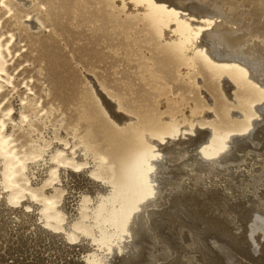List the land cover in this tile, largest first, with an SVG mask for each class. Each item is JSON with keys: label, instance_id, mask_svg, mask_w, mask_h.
Returning a JSON list of instances; mask_svg holds the SVG:
<instances>
[{"label": "bare ground", "instance_id": "bare-ground-1", "mask_svg": "<svg viewBox=\"0 0 264 264\" xmlns=\"http://www.w3.org/2000/svg\"><path fill=\"white\" fill-rule=\"evenodd\" d=\"M32 1L23 0L26 4ZM3 2L0 0L1 5ZM97 3L109 7L115 16L131 17L127 25L118 26L127 38L134 32L147 34L150 40L146 42L152 41V46L169 60L172 77L158 70L154 58L145 53L139 61L141 77L151 87L157 106L128 108L124 94L113 91L105 81L97 78L95 83L93 76H88L87 99L97 114L102 138L93 125L86 133H79L78 125L72 126L71 133L65 136L64 119L52 123L55 110L52 106L41 114L37 112L39 106L31 94L26 104L30 110H23L22 101L18 115L12 117L23 124L27 150H17L11 137L12 126L7 128L6 121L0 120V257L4 258L7 253L3 250L12 246L9 242L17 241L26 247L41 241L45 247L42 252L54 251L60 254H56L58 259L59 256L65 259L68 246L79 242L78 250L83 254L79 259H84L83 264H112L116 255L143 242L149 249L148 257H144L147 253L143 257L152 263L177 252L189 263L194 262L191 261L194 255L185 253V246L200 245L203 254L198 260L202 264H263L264 259L255 254L262 251L264 244V189L260 191L264 187V150H256L258 154L248 165L246 161L255 147L247 140L252 145L258 142L253 132L264 121V0H97ZM36 14L28 19L32 18V27L38 28L42 22ZM1 40L0 89L5 80H11L6 75ZM4 48L7 49V44ZM204 76L214 84L213 94L219 98L222 94L227 100L220 98L217 102L220 104H212L213 97L203 89ZM179 80L190 94L196 88L203 100L187 95L182 89L175 92L171 83ZM12 110L13 107L7 108L6 115L12 116ZM90 117L83 107L81 119ZM35 118L43 129L36 127ZM237 148L239 155L234 153ZM167 160L182 171L165 170ZM178 160L181 162L176 163ZM235 178L240 179L234 186ZM186 180L195 188L183 190ZM234 187L243 195L251 192L254 198L229 204L230 197L241 196L234 195ZM66 191L76 201L72 214L73 206L69 212L63 202ZM189 203L198 207L180 208L182 204L189 207ZM247 203L251 208L248 214H243ZM217 209L219 216H205ZM233 213L240 214L238 221L243 219L244 223L237 224L239 230L244 227L243 238L224 231L228 229L225 216ZM197 221L203 224L197 225ZM27 257H23L25 261ZM64 259L61 260L67 263ZM133 259L123 262L141 264ZM178 259L171 264L181 261Z\"/></svg>", "mask_w": 264, "mask_h": 264}, {"label": "rangeland", "instance_id": "rangeland-1", "mask_svg": "<svg viewBox=\"0 0 264 264\" xmlns=\"http://www.w3.org/2000/svg\"><path fill=\"white\" fill-rule=\"evenodd\" d=\"M3 1L4 2L2 3V5L0 3V38L2 39L1 42L3 45V50L5 49L4 52L6 57V75H9L11 77V80L10 82L8 80H5L6 83L0 89V120L2 119L6 121L7 128H10V126H12L11 137L15 141H13V145L17 148V150H27V134L21 127V125L23 124H18L17 120H14L13 118H16V115H18L17 110L20 106V102L22 101H24L23 103L25 104L23 110H30L28 105L26 106L30 94L34 96V98L36 97L35 100L38 103L37 105L39 106L37 112H39L40 114L46 110H49L51 106L55 108L54 113L51 117V121L53 124H55L58 120H60V118L64 119L63 131L65 136L71 133L70 127L75 125H78L79 133H86L89 129V126L93 125L95 133L97 134L98 131V134H100V136L102 135V127L99 125L97 128V114L94 112L93 105L87 99V95L90 96V85L88 84V82L90 81V76H93L92 78L95 83H97V78H99L100 80L105 81L113 91L124 94V104L128 108H141L145 105H151L153 107L157 106L156 103H153L154 94L151 87L147 84V82L142 80L139 61L145 53L149 54V56H152L157 62L158 70L167 74L169 78L172 77L171 71L169 69L170 62L166 58V56L161 54L159 50L155 49L152 46V41L146 42L148 39L150 40V37H148L147 34L142 35L141 33L134 32L133 34L129 35L128 38L126 37L123 29L118 26V24L124 23V25H127V23H129V21L131 20V17L124 15L115 16L113 13H111L109 7L98 4L97 0H33L32 3L30 2L29 4H26L25 2H23V0ZM36 12H38V15L36 14ZM35 14L42 22V26L40 25V27L38 28L32 27L30 23V20L32 18L28 19L30 18V16ZM11 35L13 36V38L10 40ZM136 39H138V45L135 44ZM6 44L7 49L4 48ZM201 81L203 82H201L203 85V89H206V91L211 94V97H213L211 98V101L215 102L212 103L214 106L220 104L217 103L220 98H222L223 100H227V98H224L222 94L220 98L219 96L213 94L214 92L212 90L214 89V84L207 76H204ZM171 85L174 87L175 92H179L182 89L187 95L195 96L196 98L203 100V95H201L196 88H194L193 93L190 94L187 87L185 86V83L181 80L172 81ZM45 88L47 89V92L44 91ZM163 104L164 103H161V105ZM161 105L159 106L161 107ZM9 107H13L12 116L6 115V109ZM83 107H85L91 115L88 120L81 119ZM34 121L36 127H39L38 129H43V125L38 122L36 118L34 119ZM14 123L17 124L15 125ZM100 123L101 122H99V124ZM263 127L264 121H262L254 129L255 133L253 132L254 138L258 141L257 143L259 145L256 146L257 143L255 145H252V141L247 140V142L251 144L252 148L254 146L255 147L253 148L254 152L252 151L253 154L251 153V156H249L246 164L250 162L253 156L258 154L257 151L264 150ZM102 137L103 136H101V138ZM254 143L255 142H253V144ZM61 144H63V142H61ZM190 148L192 149L193 147ZM237 149L234 150L235 155H239L238 152L240 153V148L238 150ZM253 159H255V157ZM168 162H170V160H167V163ZM180 162L181 160L176 161V163ZM167 163V168L165 170L168 169L167 171L170 172H173L175 170V173H180L179 171H182H177L171 166L172 163ZM258 166L259 165L256 164L255 168H257ZM242 169L245 168L243 167ZM196 170L198 169L196 168ZM68 171L71 172L72 170ZM73 173L77 172L75 171ZM193 173L194 171L189 174ZM240 174L242 175L243 172H240ZM175 175L178 174H173V176ZM239 179L240 178H235L234 183L232 182V184H234L235 186V182ZM73 180L75 181V179ZM189 182V180H186L183 185L186 187L183 190H191L194 187ZM71 184L73 185L74 182H71ZM263 189L264 187H261L260 191H262ZM237 190L241 193L239 194ZM73 191L75 192V190ZM67 192L68 191H66V193ZM248 193H245L243 195L242 191L239 188L234 187V195L241 196H239L237 199L230 197L231 199L227 202L229 204H232L233 202H239L240 200L241 202H247L250 196L254 198V195H252L251 192ZM68 194L69 193L65 195L67 196V198H70V194ZM67 198H65L63 202L64 204L67 203L65 207L69 212L70 210H72L71 206H73V210L71 212L72 214L76 210V207L74 205L76 201L72 200L74 198H70V200L68 198V200L66 201ZM190 203L189 207L185 204H182L180 208L185 207L186 209L191 208L192 206L194 208L198 207V205H192ZM245 207L242 209L243 214L244 212H247L249 210L248 208H251L250 203H247ZM213 211L208 212L205 216L208 217L212 215V217H215V215H217L220 210L217 209ZM180 213L182 217L184 216L183 218L187 219L184 213ZM246 214H248V212ZM232 215L236 218L234 219ZM232 215L225 216L228 220L226 222L228 229H224V231L231 232L238 238H243L245 235L243 230L244 227H241L240 230L237 227V224H241L243 222V219H241V221H238V219L240 218L239 213H233ZM151 221L152 220L150 219L149 222ZM199 222L197 221V225L203 224L202 222ZM228 237L232 239V235ZM32 242L33 241H30V243ZM131 242H135V240L132 239ZM181 242H183V240H181ZM15 243L17 244L18 242H9L8 245H12L10 246L12 247V249L9 247V250L7 246V249H5V251L3 250V253L7 254L4 255V258L0 257V263L3 262L4 264H14L15 262H20L19 264H35V260H37L38 262L36 261V264H38L39 262V264H51V262H53L52 264H74V262H76L75 264H83L84 259H79L81 257L83 258L81 250H78V248H80L79 246H77L79 242L77 244H74V246L77 247L73 246L75 249L77 248L76 250H74L73 247L68 246L71 248H68V250L70 249L71 252L67 250V256L66 253H64L63 256H65V259L64 257L60 258V256L58 259V255L60 254L55 253L54 251L42 252L45 247L43 246V242L42 244H40L41 241H34L32 243L33 246L26 247L22 246L20 243H18V245H16ZM142 243H137L138 246L135 248L133 247V245L130 246L135 249V252L129 247L126 250V252H128H124L122 254L123 256L116 255L113 258L114 260L112 264H125V262H127L131 258L128 261L130 262L135 256L134 254L136 253L137 254L134 259L139 260L141 264H146L147 262H149V264H171L174 260H176V257L177 259L178 257L179 259L181 258L180 262L182 264H198L196 262L202 264V262L198 260V258L200 259L203 254V252L198 247L200 245H192L191 247L185 246V253L188 252L189 255H194L195 258L191 260L194 262L189 263L190 261H187L186 257L181 256V253L177 252L175 254L169 253V257L167 259H160L155 263H152L148 260L145 261L146 258L144 257L148 255L149 249L146 243H144V245ZM13 245L17 247L15 248ZM18 247L20 249H22V247H25L28 251H26L25 248L19 251ZM140 247L143 248L141 249ZM261 248L262 251L257 252L255 255L260 259H264V244L261 245ZM30 249L31 251H29ZM35 249H37V252ZM13 250L21 252V254L17 252L14 253L15 251ZM142 250H144V253L141 252ZM10 251L13 252L14 255ZM77 251H80L78 256ZM132 251L134 253H132ZM24 252L27 254V256L30 254V257H27ZM212 252L214 253V250H212ZM10 253L12 256H8ZM72 253L74 254L71 255ZM156 253L159 254L160 252L157 251ZM37 254H39L40 257H37ZM50 254L52 255L49 256ZM56 254L58 255L56 256ZM68 254L70 255V257ZM143 254H145L144 257ZM33 255H35L34 257H36V259L33 257ZM74 255L75 257H73ZM138 255H140L143 260ZM11 257L13 258L12 260ZM23 257H27L28 261H25V258ZM47 257H50L51 260H49V258ZM71 257L73 258L71 259ZM14 258H16L17 260L15 261ZM3 259L5 262L7 261V263H5ZM61 259H64L65 261L68 260L69 262L67 261L66 263ZM9 260H11L12 262H10ZM30 260L32 262H30ZM78 260H81V262ZM180 262H176L175 264H179ZM203 264L208 263L204 262ZM242 264L248 263L242 262Z\"/></svg>", "mask_w": 264, "mask_h": 264}]
</instances>
